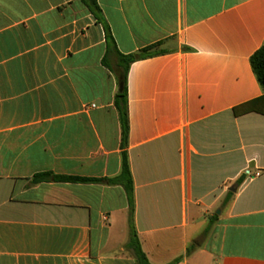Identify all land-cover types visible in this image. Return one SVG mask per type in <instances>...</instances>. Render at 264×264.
<instances>
[{
  "label": "crops",
  "instance_id": "obj_1",
  "mask_svg": "<svg viewBox=\"0 0 264 264\" xmlns=\"http://www.w3.org/2000/svg\"><path fill=\"white\" fill-rule=\"evenodd\" d=\"M98 4L0 0V264H137L124 152L151 264H264V114L234 112L264 95V0ZM106 28L164 51L130 66L125 149Z\"/></svg>",
  "mask_w": 264,
  "mask_h": 264
},
{
  "label": "trees",
  "instance_id": "obj_2",
  "mask_svg": "<svg viewBox=\"0 0 264 264\" xmlns=\"http://www.w3.org/2000/svg\"><path fill=\"white\" fill-rule=\"evenodd\" d=\"M84 6L101 21V9L98 4V0H80ZM106 42H107V52L103 59V63L108 67L107 62L113 63L111 71L115 75L118 85H123V90L118 91L115 95V107L119 114V119L122 127V147L125 149L127 147L128 137H129V109H128V72L130 66L140 60L148 59L158 55H162L164 51L157 50L161 44H156L142 49L141 51L129 55H123L119 52L117 43L109 28H106ZM114 61V62H112ZM251 65L253 71L264 90V46L261 47L252 57ZM236 115H242L249 112H258L264 114V95L258 99L247 102L237 108H235ZM40 180L55 181V182H94L98 180L85 179L77 177H63L56 176L53 174H43L39 177ZM120 182L127 193V198L129 202V228H130V240L127 245L128 250L131 252L132 256L135 258L137 264H151L147 258V255L143 251L137 232L134 227V184L131 175L129 158L126 152L123 153V165L120 176L116 179ZM193 251V247H189L187 254ZM179 260L171 263L176 264Z\"/></svg>",
  "mask_w": 264,
  "mask_h": 264
},
{
  "label": "water",
  "instance_id": "obj_3",
  "mask_svg": "<svg viewBox=\"0 0 264 264\" xmlns=\"http://www.w3.org/2000/svg\"><path fill=\"white\" fill-rule=\"evenodd\" d=\"M119 90H120V91L123 90V85H122V84L119 86ZM232 191H233V190H232Z\"/></svg>",
  "mask_w": 264,
  "mask_h": 264
},
{
  "label": "built area",
  "instance_id": "obj_4",
  "mask_svg": "<svg viewBox=\"0 0 264 264\" xmlns=\"http://www.w3.org/2000/svg\"><path fill=\"white\" fill-rule=\"evenodd\" d=\"M256 175H258V174H256Z\"/></svg>",
  "mask_w": 264,
  "mask_h": 264
}]
</instances>
